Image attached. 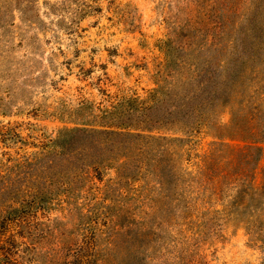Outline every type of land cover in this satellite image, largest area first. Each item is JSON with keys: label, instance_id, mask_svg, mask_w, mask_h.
<instances>
[{"label": "rangeland", "instance_id": "374dc122", "mask_svg": "<svg viewBox=\"0 0 264 264\" xmlns=\"http://www.w3.org/2000/svg\"><path fill=\"white\" fill-rule=\"evenodd\" d=\"M133 98L118 121L177 140L53 149ZM238 125H264V0H0V264H264Z\"/></svg>", "mask_w": 264, "mask_h": 264}, {"label": "trees", "instance_id": "16d2710c", "mask_svg": "<svg viewBox=\"0 0 264 264\" xmlns=\"http://www.w3.org/2000/svg\"><path fill=\"white\" fill-rule=\"evenodd\" d=\"M154 108V105H144L137 98L124 100L117 106H114L113 110L106 111L103 115L104 119L109 120L110 118H114L116 114H119L118 119H114L112 125H101V127L92 128L84 126L62 130L58 138L52 142L53 149L58 153L70 150L73 154H75V152L81 150L82 148L86 150L88 148L86 147L87 145H95V147L105 146L101 151L106 148H112L114 150L113 155H115V160H121V157L128 159L134 148L144 145L150 139H163L168 141L177 140V138L173 139L167 136L156 137L155 135H152L151 132H153L156 128L151 127L150 125H146L145 129L138 131V129L133 128L132 124L124 121H118L119 118H121L120 116L127 114L128 112L137 110L140 111V114H142L146 111L151 112ZM260 115L262 114L260 113ZM233 132L234 136H237L242 141L249 142V144L243 148H235L227 143L222 144L224 147H227L225 149V153L227 151V153H229L232 157L230 164L238 165L240 167L238 176L240 177V180L243 181L250 177V165L252 161H250L249 158L254 156V153H256L253 160L258 161L262 156L263 148L258 146V143H262L264 141V125L260 126V131L256 133H252L251 129H248L243 125H238ZM245 158L246 161L244 160ZM26 163L28 165L32 164V162L26 160L24 163L16 164V166H27ZM14 166L15 165L10 166V168ZM225 167L227 169L226 174L229 175L230 172H228V164H226ZM253 188L258 190V188ZM19 194L20 193H17L14 198L18 197ZM260 199L261 202L262 200L264 201V182L260 185ZM262 204L263 205L260 206V213L264 212V203ZM260 233H264V223L261 225Z\"/></svg>", "mask_w": 264, "mask_h": 264}]
</instances>
